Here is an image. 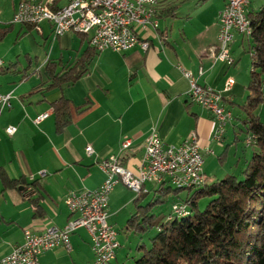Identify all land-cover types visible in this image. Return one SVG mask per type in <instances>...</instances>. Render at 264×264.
Listing matches in <instances>:
<instances>
[{
	"label": "crops",
	"instance_id": "0c3cea01",
	"mask_svg": "<svg viewBox=\"0 0 264 264\" xmlns=\"http://www.w3.org/2000/svg\"><path fill=\"white\" fill-rule=\"evenodd\" d=\"M224 2L159 0L157 26H135L138 37L148 42L146 48L135 44L123 51H96L82 76L45 92L37 88L45 80V62L74 60L89 48V34L68 30L53 36L47 22L37 34L33 27L25 32V26L18 29L21 34L4 55L5 64L13 60V53L23 52L27 56L19 59L18 67H29L25 71L0 73V91L11 95L10 105L0 112V166L11 177L36 181L44 214L33 215V205L23 193L24 184L4 187L0 180V258L23 241L25 228L39 232L49 225L62 226L74 216L64 198L72 191L91 189L102 182L105 175L98 165L101 157L118 154L126 167L136 170L152 127L165 143H179L191 130L196 131L208 179L219 178V170L224 169L222 163L230 152L236 157L235 170L244 165L251 152L248 156L239 155L236 143L244 137L237 116L238 103L246 94L250 77L247 40L234 32L229 46L235 58L232 65L214 61L209 54V48L217 42L218 12ZM263 2L250 0L247 11ZM170 6L174 7L173 13L167 12ZM183 68L191 70L199 83L218 90L223 89L229 75L234 77L231 89L224 91L225 104L234 116L222 140L213 139L216 122L211 112L189 98V80ZM61 95L70 99L71 120L56 131L51 102ZM81 105L84 107L78 109ZM7 125H15V131L6 132ZM126 138L131 143L121 149ZM88 144L94 149L93 154L86 152ZM127 188L119 180L109 191L107 210L111 224L119 203H114L116 194L127 193V199H131ZM69 241L70 249L59 245L40 253L38 264H91L89 230L77 228ZM118 254L119 248L109 264H119Z\"/></svg>",
	"mask_w": 264,
	"mask_h": 264
},
{
	"label": "built area",
	"instance_id": "2783aa9c",
	"mask_svg": "<svg viewBox=\"0 0 264 264\" xmlns=\"http://www.w3.org/2000/svg\"><path fill=\"white\" fill-rule=\"evenodd\" d=\"M159 0H18L11 23H28L40 31L42 24L51 26L53 36L68 30L89 34V43L100 51L126 50L135 44L146 48L147 41L135 40V26H157V5ZM250 0H225L218 12L219 30L217 42L209 48L212 59L227 65L235 62L230 52L234 32L245 36V19ZM5 61L0 57V68ZM189 80L188 96L211 112L215 119L213 139L222 140L226 127L233 118L232 110L225 104L224 91H229L234 77L229 75L222 90L198 82L189 69H182ZM202 73V69L198 70ZM10 93L0 91V112L10 105ZM44 114L36 117V120ZM15 125H7L6 132L13 133ZM253 135L244 138V144L251 143ZM131 139L121 142L120 148L129 146ZM86 152L93 154L91 145ZM209 151V148H207ZM204 154L198 142L197 133L191 130L179 143L163 142L155 128L145 138L144 155L136 170L126 167L118 154L101 157L98 165L104 172V179L94 188L72 191L64 202L74 215L62 226L49 225L41 231L24 229V239L0 258V264H38V256L47 249L63 245L70 249V234L79 227H85L91 234V264H108L116 256L119 246L118 232L108 220V194L113 185L121 180L128 188L139 193L146 190V183H171L185 181L186 186L202 184ZM187 208L182 202L171 205V211Z\"/></svg>",
	"mask_w": 264,
	"mask_h": 264
},
{
	"label": "trees",
	"instance_id": "16d2710c",
	"mask_svg": "<svg viewBox=\"0 0 264 264\" xmlns=\"http://www.w3.org/2000/svg\"><path fill=\"white\" fill-rule=\"evenodd\" d=\"M167 12L173 13L174 7L170 6ZM247 16L252 33L244 36L251 57L250 77L245 85L246 94L238 103L240 115L236 116L240 131L245 133L243 141L247 135H253V141L247 146H251L249 157L237 173L215 179H208L204 173L202 184L187 187L164 180L137 193L132 199L134 208L125 221V228L137 233L153 227L156 230L149 237L148 245L137 244L138 256L119 264H264V122L256 112L264 99V2L247 11ZM12 24L0 25V39ZM23 25L26 29L22 32L32 27L28 23ZM20 34L19 31L17 36ZM88 47L70 62L48 59L43 68L45 80L38 85V90L62 88L82 76L97 51L90 43ZM18 63V58L8 61L0 68V73L25 71L29 67L19 68ZM70 104V99L63 95L51 102L56 131L70 122ZM83 107L78 106V109ZM0 180L4 187L18 188L20 183L24 184L23 193L33 205V215L43 216L35 180L26 182L21 176L11 177L2 166ZM182 189L186 190L184 196L179 194ZM150 191L153 192L151 199L141 202ZM170 191L178 199L172 201L165 212L154 211L153 207L164 201ZM202 197L209 199L200 208ZM176 202L187 205L185 213L173 214L171 205ZM256 204H261V208Z\"/></svg>",
	"mask_w": 264,
	"mask_h": 264
},
{
	"label": "rangeland",
	"instance_id": "374dc122",
	"mask_svg": "<svg viewBox=\"0 0 264 264\" xmlns=\"http://www.w3.org/2000/svg\"><path fill=\"white\" fill-rule=\"evenodd\" d=\"M18 0H0V25H6L9 22H11V18H12V14H13V10L15 8V6L17 5ZM24 25H21V23H13L12 26L7 30V32L5 33V35L0 39V57L5 61L6 57L4 56L6 54V52L8 51V49L11 48V46L13 47L18 40L17 38V33H18V29ZM35 34H37V30L34 31ZM247 51V50H246ZM248 52V51H247ZM16 53V52H15ZM13 53L12 55V59H20L25 60V53L21 52L20 54H15ZM256 112L259 114L260 118L262 119V121L264 122V99L260 102V104L258 105ZM244 132H241V136H244ZM237 149H238V154L243 156L246 154V156H248V154L251 152V146L247 147L245 146L244 142H243V137H241V139H239L237 141ZM250 155V154H249ZM210 157V156H208ZM206 157V158H208ZM213 157H215V159L217 158L216 155H213ZM249 157V156H248ZM236 161V157H232L231 152L229 153L226 161H223L222 163V167L224 169H220L219 173L217 176L222 177L225 174L234 172L237 173L240 171L241 167H237V170H235L236 166H235V162ZM227 171V173H225ZM222 172V173H221ZM225 173V174H224ZM223 174V175H221ZM148 187L150 188L152 186L151 183H147ZM126 186V185H125ZM173 186V185H172ZM127 188V186H126ZM129 189V188H127ZM130 194L131 195V199L136 196V192L129 189ZM186 190L182 189L179 191L180 196H184ZM127 194V193H126ZM126 194L124 196V194L122 193H117L115 196V202L119 203L115 206V208H117L116 213L113 215V217H111V221L113 222V226L115 227V229L118 232V241L120 243L119 245V254H118V261H122V260H132L135 256H138L140 254V251H138L137 249V244L144 242L146 245L149 244V237L155 232L156 228L153 227L152 229L144 232V233H137L134 232L131 229H126L125 228V221L127 219V217L129 216L130 212L133 210L134 208V203L131 201V199H127L128 195L126 197ZM153 196V192L150 191L147 196L144 197V199L141 202H144L148 199H151V197ZM178 196H176L172 191L168 192L165 195V200L162 202L157 203L153 209L154 211H162L165 212L167 209H169V206L171 204L172 201H174ZM121 199V200H120ZM178 199V198H177ZM209 197H202L199 200V207H203L206 202L208 201ZM128 200V201H127ZM256 206L258 207V209L261 208V204H256ZM259 215V212L256 214V216ZM85 264V263H84Z\"/></svg>",
	"mask_w": 264,
	"mask_h": 264
},
{
	"label": "bare ground",
	"instance_id": "6f19581e",
	"mask_svg": "<svg viewBox=\"0 0 264 264\" xmlns=\"http://www.w3.org/2000/svg\"><path fill=\"white\" fill-rule=\"evenodd\" d=\"M245 27H246V30H245V36H249L250 33H251V25H250V20L248 17H246L245 19ZM252 34V33H251ZM135 40L136 41H146V40H142L141 38L138 37L137 33H135ZM253 141V138H251V142ZM204 168V167H203ZM175 185H178V186H186V182L185 181H178V182H175L174 183ZM187 187V186H186ZM186 212V208L184 209H179L177 211H174L173 214L175 213H185ZM169 215V214H168ZM181 215V214H180ZM170 216V215H169ZM171 218V217H170Z\"/></svg>",
	"mask_w": 264,
	"mask_h": 264
}]
</instances>
